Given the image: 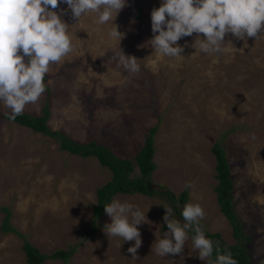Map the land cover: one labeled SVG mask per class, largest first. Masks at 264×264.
Returning <instances> with one entry per match:
<instances>
[{
  "label": "rangeland",
  "instance_id": "obj_1",
  "mask_svg": "<svg viewBox=\"0 0 264 264\" xmlns=\"http://www.w3.org/2000/svg\"><path fill=\"white\" fill-rule=\"evenodd\" d=\"M159 6L160 0H128L114 21L125 34L119 44L109 35L111 22L97 25L94 14L77 20L58 4L73 50L50 65L49 95L45 91L24 111L39 114L48 97L52 130L80 143L103 144L128 160L156 126L150 184L158 191L167 187L176 197L188 189V201L171 203L162 193L112 197L148 210V222L138 226V258L132 257L127 249L134 241L108 237L103 227L110 217L93 216L96 190L110 179L109 169L94 156L62 151L54 138L1 118L9 110L0 105V208L11 210L10 223L24 237L3 232L0 209V264H26L24 239L45 253L74 250L66 263L49 259L42 264H205L192 249L189 231L181 255L159 256L155 245L166 231L164 205L182 225L186 203L202 206L199 227L205 236L206 231L218 233L226 243H236L214 191L215 142L224 147L231 166L234 209L243 234L252 238L249 256L264 264V32L245 41L228 34L219 54L196 51L193 33L178 41L184 46L180 56L162 57L149 43L151 10ZM119 46L137 58L138 73L110 59ZM134 166L132 177L139 176ZM189 182L192 187L185 188Z\"/></svg>",
  "mask_w": 264,
  "mask_h": 264
},
{
  "label": "clouds",
  "instance_id": "obj_2",
  "mask_svg": "<svg viewBox=\"0 0 264 264\" xmlns=\"http://www.w3.org/2000/svg\"><path fill=\"white\" fill-rule=\"evenodd\" d=\"M58 4H65L77 20L94 14L97 25L111 22L114 28L109 35L119 44L125 35L114 21L128 0H0V105L9 110L12 120L25 112L27 105L38 102L46 90L45 76L50 65L60 62L73 50L69 25L56 11ZM150 15L153 36L149 43L162 57L180 56L184 46L178 41L193 33L196 35L192 47L196 51L219 54L224 51L228 34L245 41L256 39L264 32V0H160V6L154 7ZM110 59L129 73L140 71L137 58L125 54L120 46L112 51ZM184 187L192 185L189 182ZM118 194L126 193L117 192L112 197ZM164 207L166 231L156 240V254L181 255L188 231L192 230L195 232L191 238L193 251L201 261L210 264L214 242L199 227L205 215L202 206L186 203L180 211L182 225L171 219L173 209ZM147 211L119 199L104 204V212L110 217V222L103 227L104 232L123 242L134 241L127 251L135 258L142 245L138 226L148 222ZM216 252L215 264H238L230 252L220 254L218 242Z\"/></svg>",
  "mask_w": 264,
  "mask_h": 264
},
{
  "label": "trees",
  "instance_id": "obj_3",
  "mask_svg": "<svg viewBox=\"0 0 264 264\" xmlns=\"http://www.w3.org/2000/svg\"><path fill=\"white\" fill-rule=\"evenodd\" d=\"M138 18L140 19V16ZM45 91L46 94L49 95L47 85ZM1 118L8 121H14L20 125L31 128L34 132L42 133L54 138L58 142L59 148L62 151H68L71 154L79 155L84 158L94 156L101 166L109 169V172L111 173L110 179L96 190L97 203L93 206L94 219H99L105 213L104 204L110 203L112 196L117 192L126 194L140 193L150 197L162 193L169 198L171 203L178 202L184 204L188 201V189L183 190L176 197L171 191L166 189L158 191L150 184L152 172L156 167L153 161V155L155 152L154 135L157 131L156 126L150 129L149 134L145 138L142 149L134 156L133 160L130 161L128 159L118 157L103 144L96 143L95 141L80 143L73 140L62 131L52 130L47 123L50 118V100L48 97L45 98L44 105L42 106L39 114H31L25 111L21 115H18L15 120H12L9 118L8 112H6L2 114ZM211 152L213 153L216 161L215 176L217 184L214 187V191L216 192L220 211L224 214L233 228V237L235 238L236 243H226L222 240L218 233H210L206 231V236L209 239H213L215 237L219 238L218 244L220 254L230 252L233 258L237 260L238 264H257L252 261L249 256V250L246 247L252 238L243 234L242 223L234 209L231 166L227 161L226 151L220 142H215L211 147ZM134 164L138 168L139 176L132 177L131 174L135 169ZM0 209L4 211L5 214L1 225L3 232L15 233L24 238L23 234L10 223L12 216L11 210L8 207H1ZM189 233L191 236L195 235V232L192 230H189ZM213 242L214 251L212 257L210 258V264H215L217 255V242ZM22 248L25 254L26 264H42L49 259L62 260L66 263L74 252L73 249H57L50 253H45L32 245L28 239H24Z\"/></svg>",
  "mask_w": 264,
  "mask_h": 264
}]
</instances>
